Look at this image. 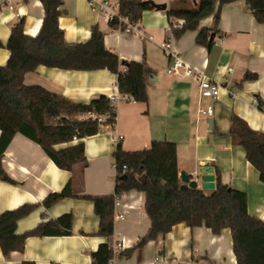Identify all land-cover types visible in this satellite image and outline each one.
<instances>
[{
  "label": "crops",
  "instance_id": "0c3cea01",
  "mask_svg": "<svg viewBox=\"0 0 264 264\" xmlns=\"http://www.w3.org/2000/svg\"><path fill=\"white\" fill-rule=\"evenodd\" d=\"M5 1L0 0V41L4 46L0 47V66L6 65L9 57L5 44L10 27L22 18L25 34L34 37L44 16L40 0H14L13 9L3 6ZM106 1L117 7L119 0ZM147 1L164 3L166 7H153L143 13L138 21L141 36L111 29L98 6L87 0H62L58 25L64 31L65 42L82 43L97 26L106 48L119 59L146 62L148 100L136 103L126 96L118 102L114 131L101 126L96 134L81 139L86 161L75 164L71 171L57 167L25 135L13 136L1 161L6 175L15 183L0 180V214L21 205H35L32 212L17 221V233L22 234L45 220L71 213L72 231L69 235L28 236L22 252L12 251L4 258L0 250V264H92L89 254L106 240L97 235L99 218L93 201L86 197L114 193L115 135L122 136L118 144L126 151L149 148L155 141H173L179 174L195 173L209 164L215 183L217 169L221 183L244 191L248 212L264 220V184L258 170L246 160L243 148L234 145L229 136L231 113L246 121L251 129L264 131V112L257 103L259 97L264 104V24L254 21L244 0H235L221 6L217 21L211 14L201 19L197 30L173 37L178 55L220 85L217 98H201L195 77L166 73L170 61L161 48L167 39L168 11L180 8L184 0ZM186 1L194 5L196 0ZM202 28L213 36L210 45L195 41ZM122 69L121 66L120 72ZM246 74L256 76L244 79ZM23 78L26 84L41 85L79 103L120 94L117 74L107 69L79 71L40 65ZM208 106L213 108L211 115L205 112ZM77 141L73 139L71 144ZM69 180L73 197L63 198L51 207L43 206V200L60 191ZM199 185L200 181L198 188ZM143 205L144 194L136 190L124 192L116 201L115 213L124 218L113 220L115 257L111 264H236L229 228L215 235L209 228H190L185 223L175 224L158 241H148L129 256L119 255L135 246L151 226Z\"/></svg>",
  "mask_w": 264,
  "mask_h": 264
},
{
  "label": "trees",
  "instance_id": "16d2710c",
  "mask_svg": "<svg viewBox=\"0 0 264 264\" xmlns=\"http://www.w3.org/2000/svg\"><path fill=\"white\" fill-rule=\"evenodd\" d=\"M235 0H196L194 5L181 1L180 8H170L168 15L175 38L188 30H197L202 18L211 14L217 21L221 6ZM253 19L264 24V0H244ZM44 16L36 36L25 34L23 19L14 23L5 44L9 57L0 66V180L15 183L2 168L1 158L8 143L17 133L25 135L38 144L45 154L60 169L71 171L75 164L86 161L84 154L85 137L96 134L101 123L87 117L89 114L116 117L117 111L108 96H100L89 103L71 101L61 94L48 91L41 85L26 84L24 74L34 72L38 66L63 70H104L117 74V88L120 94L130 97L136 103H146L148 94V69L146 62H130L119 59L103 43V33L93 26L89 38L77 44H67L64 31L59 28V6L62 0H40ZM147 0H119L118 16L108 20L113 30L126 29L120 19L128 22L139 21L143 13L152 10ZM210 33L202 28L195 41L210 45ZM0 47H4L0 41ZM125 71L120 72V68ZM246 74L244 79L255 78ZM259 108L264 104L257 97ZM110 116V117H111ZM229 136L234 145H240L251 166L258 170L264 184V131L253 130L238 115L230 114ZM73 139L77 143L71 144ZM59 144L66 146L57 147ZM116 161L114 193L105 196H87L93 201V208L99 218L97 235L106 243L91 252L92 264H111L115 257L113 249L115 203L124 192L136 190L144 194V207L151 222L145 236L132 248L119 255L129 256L136 248L148 241H158L175 224L203 226L215 235L229 228L232 237V252L236 264H264V220L248 212L247 194L221 183L217 171L215 189H180L177 167L176 144L172 141H155L149 148L126 151L119 144L113 152ZM73 197L71 181L58 192L49 194L42 202L51 207L59 200ZM35 205L25 204L0 214V250L4 258L12 251L22 252L28 236L69 235L72 231L71 213L57 219L45 220L35 228L22 234L17 233V221L34 210ZM22 264H34L24 261ZM55 264V263H53ZM182 264V263H175ZM192 264H198L196 262Z\"/></svg>",
  "mask_w": 264,
  "mask_h": 264
},
{
  "label": "built area",
  "instance_id": "2783aa9c",
  "mask_svg": "<svg viewBox=\"0 0 264 264\" xmlns=\"http://www.w3.org/2000/svg\"><path fill=\"white\" fill-rule=\"evenodd\" d=\"M90 5H97L99 10L101 11L102 16L107 18L108 20H111L112 18L118 16V10L116 6L111 5L106 0H87ZM9 9L14 8V0H6L4 2V5ZM120 19L125 23L126 29L124 31L127 32H133L135 34H139L143 36V31L141 27L138 25V21L135 23L128 22L126 18ZM170 23H173L171 21ZM166 30L167 39L165 42L161 45L163 54L166 58L169 59L170 64L166 68L167 74H181L183 76H193L198 81V90H200V96L201 98H217L220 93V85L215 81L206 76L204 73H201L197 69H195L193 66H191L187 61H185L182 57L178 55V52L173 47V33H172V25H170ZM174 24V23H173ZM126 68L123 67L122 71H125ZM108 98L110 102L114 105L116 111H117V104L121 100L126 98V95L122 94H110L108 95ZM206 114L211 115L213 112L212 106H208L205 109ZM92 117L93 119H97L101 125L105 128H107L110 131H114L115 128V118L112 117L109 114L105 115H95V114H89L87 117ZM111 116V117H110ZM122 139L121 135H115L114 141L116 142V145L118 144L119 140ZM123 214L115 213L113 220H119L123 219Z\"/></svg>",
  "mask_w": 264,
  "mask_h": 264
},
{
  "label": "water",
  "instance_id": "95a60500",
  "mask_svg": "<svg viewBox=\"0 0 264 264\" xmlns=\"http://www.w3.org/2000/svg\"><path fill=\"white\" fill-rule=\"evenodd\" d=\"M155 9L165 10L166 5L164 3H154L150 2ZM212 35L209 40L212 42ZM209 122V121H208ZM180 189L194 188L198 186V181H200L199 188L203 190H214L215 189V177L213 167L209 164H205L203 167L197 169L195 173H186L180 171Z\"/></svg>",
  "mask_w": 264,
  "mask_h": 264
}]
</instances>
